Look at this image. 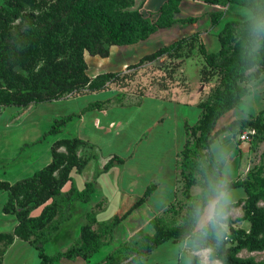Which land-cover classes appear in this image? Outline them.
<instances>
[{"label":"trees","instance_id":"obj_1","mask_svg":"<svg viewBox=\"0 0 264 264\" xmlns=\"http://www.w3.org/2000/svg\"><path fill=\"white\" fill-rule=\"evenodd\" d=\"M134 1L4 0L0 3V107H25L31 103L58 101L68 95L73 97L89 91H100L110 79L115 80L116 75L102 73L90 79L86 73L85 54L107 58L110 46L132 44L176 23L191 24L200 19L196 16L173 19L172 15L179 10L180 0H166L157 12L158 18L153 21L139 10H128ZM209 2L229 5V12L215 10L209 13L210 25L217 30L219 49L217 54L211 52L205 56L209 68L223 73L226 86L224 91L217 94L215 106L202 105L200 117L194 126L184 125L187 139L180 157L183 195L188 205L183 221L179 226L165 228L154 217L149 222L151 234L117 245L95 264H129L125 261L131 256L146 255L167 241L183 242L188 238L202 248L211 249L212 258L220 264H264V261H256L253 257L238 256L243 250L248 253L264 251V208L258 206L259 202H264V186L258 188L247 181L241 184L246 193L241 209L243 218L249 222L248 232L231 230V237L223 232L218 238L211 226L193 234L203 209L216 198V190L222 182L221 164L214 161L210 151L217 136L223 132L238 136L245 130L254 129L255 135L251 141L264 140L263 112L253 120H236L213 133L220 116L248 93L245 87L238 84L244 72L255 66L264 67V54L249 52L252 45L251 17L264 12V0ZM237 6L248 9L250 16L242 20H228L219 28L224 15ZM233 32L238 35V40L229 46ZM191 38L161 46L144 55L140 62H151L164 55L171 57ZM69 120L55 121L48 135L59 133L60 127ZM85 146L87 143L79 138L56 140L50 146L51 161L48 164L14 183L0 180V192L7 193L1 211L5 215H13L15 221L10 232H0V244L11 245L16 237L34 249L39 264H59L62 259L81 258L88 261L101 247L111 243L113 230L145 203L156 189L155 185L148 186L121 216L112 215L107 220H99L93 210L89 211L80 227L78 239L64 251L52 255L45 253V245L72 217L71 205L76 201L86 203L95 193L94 181L79 180L88 162V158L80 155ZM203 157L208 162L206 167L201 166ZM114 162L122 164L123 159L111 156L99 173L110 171ZM197 173L202 178V192L191 196L189 189L197 183ZM234 187L237 186L228 185L227 189ZM239 205L230 204L227 213ZM95 223L99 225L97 232L92 230ZM205 232L207 235H204ZM106 237L108 239L104 240ZM192 264H198L197 259H193Z\"/></svg>","mask_w":264,"mask_h":264},{"label":"rangeland","instance_id":"obj_2","mask_svg":"<svg viewBox=\"0 0 264 264\" xmlns=\"http://www.w3.org/2000/svg\"><path fill=\"white\" fill-rule=\"evenodd\" d=\"M3 1L0 0V3ZM165 1L135 0L128 10H139L154 21ZM228 6L214 5L209 0H180L179 10L172 18L181 20L196 16L200 18L197 22L176 23L170 28L158 30L144 40L110 46L107 58L85 54L86 73L90 79L102 73L116 75V79H110L100 91H83L80 93L84 94L77 96L31 103L25 107H0V179L14 183L39 170L44 165V145L47 138L52 136L47 132L55 121L68 118L70 120L65 125L82 124L81 133L87 140V146L80 151L82 157L88 158L81 177L85 178L88 172L99 174L103 164L113 155L123 159L122 164L114 162L117 171L102 173L100 178L105 186L106 198L93 210L99 220H107L112 215L121 216L143 195L148 186H156L145 203L113 230L111 243L101 253L106 249L111 252L121 243L151 234L149 222L154 217L165 228L179 226L188 205L183 195L180 157L187 139L184 125L194 126L200 117L202 105L215 106L217 94L225 89L223 73L209 68L205 56L211 52L217 54L219 49L217 30L210 25L209 13L215 10L229 12ZM249 16L248 9L237 6L224 15L218 27L221 28L228 20H242ZM190 37L187 44L173 56L164 55L151 62H140L144 55L157 48ZM237 40L238 35L233 32L229 46H233ZM249 52L264 54V42L259 44L256 51L252 50L251 45ZM238 84L245 87L248 93L220 116L213 133L236 120H253L261 112L264 118V67L255 66L244 72ZM237 137V134L223 132L210 148L214 161L221 164V184L237 186L227 189L231 204L240 203L227 213L225 222L229 231L225 233L230 237L231 230H249V222L243 218L241 209L242 200L246 198L241 184L247 181L258 188L264 186V140L248 143L240 142ZM189 139L192 137L189 136ZM31 158L38 161H31ZM207 165L203 157L201 166ZM81 177L79 180L83 181ZM195 178L197 183L189 189L191 196L202 192L201 175L197 173ZM2 193L6 194L7 199V193ZM215 199L209 201L203 209L193 234L211 227L207 222V211ZM258 206L264 208V202H259ZM1 208L0 232H10L14 217L3 214ZM142 215H149V220L143 219ZM83 223L84 220L81 225ZM98 229L97 223L92 224L93 231L97 232ZM78 238L79 233L70 245ZM9 246L0 244V264H4V254ZM192 248V238L183 242L170 240L146 255L131 256L125 262L192 264V260L197 259L200 264L199 253L193 252ZM50 251L52 248L49 247L47 252ZM238 256L264 261V251L248 253L243 250ZM5 259V264H39L36 252L24 241H17ZM212 261L213 264H220L213 258ZM64 262L69 264L66 260Z\"/></svg>","mask_w":264,"mask_h":264},{"label":"crops","instance_id":"obj_3","mask_svg":"<svg viewBox=\"0 0 264 264\" xmlns=\"http://www.w3.org/2000/svg\"><path fill=\"white\" fill-rule=\"evenodd\" d=\"M98 126L95 125V127H98ZM82 127L83 126L80 123H77L74 125L67 124L61 128V132L57 133L56 135L49 136L47 138V143H45L44 145V155L42 158L44 165L48 164L51 161L50 146L54 141L59 140V139H71V138H79L83 141H87L82 136V133H81ZM31 161H38V160H36V158H31ZM113 170L114 171L118 170L114 163L110 171H113ZM81 176H82V173L80 174V177ZM101 176L102 174L100 173L98 174V172L96 173L88 172L85 178L81 177L83 180L82 182L94 181L95 193L93 194L92 199L90 201L86 203L76 201L71 205L72 217L61 225L60 231L55 235V237L51 241H49L45 245V253H47L48 255H52L58 251H63L64 250L63 248H65L66 246H69L70 243L73 241V239L78 236L79 228H80L81 222H83L84 220L83 218L85 217V215L89 211L94 210L96 208V205L106 198L104 183L100 181ZM5 199H6V194H3L2 192H0V208L5 202ZM142 218L143 219L146 218L147 220H149V215H144V216L142 215ZM11 225H12L11 226V230H12L15 225V222L12 223ZM77 226H79L78 229H77ZM116 230H118V228ZM17 241H21V240L15 237L13 243L9 246L6 253L4 254V260H5L4 264L6 262L5 258L10 254V251L17 245ZM49 247L52 248V251L48 253L47 250ZM106 247L108 248V245L101 247L100 250L95 255H93L91 259H89L88 261H85L82 259H75V260L65 259V260L69 262V264H95L101 261L110 252L109 249H106L107 251H103V253H101L102 250ZM98 254H101V255H98ZM65 260L63 259V261L62 262L60 261L59 263L65 264L64 262Z\"/></svg>","mask_w":264,"mask_h":264},{"label":"clouds","instance_id":"obj_4","mask_svg":"<svg viewBox=\"0 0 264 264\" xmlns=\"http://www.w3.org/2000/svg\"><path fill=\"white\" fill-rule=\"evenodd\" d=\"M250 37L252 50L256 51L259 44L264 42V12L251 17ZM231 203L227 186L222 183L216 190V199L209 204L207 211V222L216 230L218 238L223 232L229 231V226L225 221L227 219V209ZM204 235H207V233L205 232ZM184 246L187 247V244ZM192 250L199 253L200 264H213L211 249L202 248L194 241Z\"/></svg>","mask_w":264,"mask_h":264},{"label":"built area","instance_id":"obj_5","mask_svg":"<svg viewBox=\"0 0 264 264\" xmlns=\"http://www.w3.org/2000/svg\"><path fill=\"white\" fill-rule=\"evenodd\" d=\"M67 97H70V95H68ZM254 135H255V130L254 129H248V130L241 132L238 135L237 139L240 142H250Z\"/></svg>","mask_w":264,"mask_h":264}]
</instances>
